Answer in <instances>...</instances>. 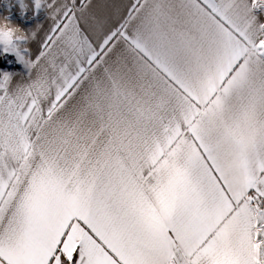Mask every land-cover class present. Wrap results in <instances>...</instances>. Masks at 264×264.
I'll return each instance as SVG.
<instances>
[{
  "label": "snow or ice",
  "instance_id": "1",
  "mask_svg": "<svg viewBox=\"0 0 264 264\" xmlns=\"http://www.w3.org/2000/svg\"><path fill=\"white\" fill-rule=\"evenodd\" d=\"M0 264H264V0H0Z\"/></svg>",
  "mask_w": 264,
  "mask_h": 264
},
{
  "label": "crops",
  "instance_id": "2",
  "mask_svg": "<svg viewBox=\"0 0 264 264\" xmlns=\"http://www.w3.org/2000/svg\"><path fill=\"white\" fill-rule=\"evenodd\" d=\"M100 2H102V0H100ZM124 2H126V0H124Z\"/></svg>",
  "mask_w": 264,
  "mask_h": 264
},
{
  "label": "rangeland",
  "instance_id": "3",
  "mask_svg": "<svg viewBox=\"0 0 264 264\" xmlns=\"http://www.w3.org/2000/svg\"><path fill=\"white\" fill-rule=\"evenodd\" d=\"M17 22H19V21H17Z\"/></svg>",
  "mask_w": 264,
  "mask_h": 264
}]
</instances>
